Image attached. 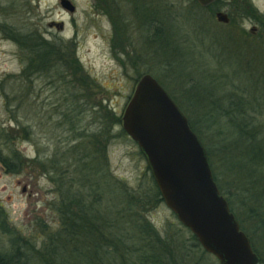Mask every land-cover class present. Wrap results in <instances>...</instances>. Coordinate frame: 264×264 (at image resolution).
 Listing matches in <instances>:
<instances>
[{
  "label": "rangeland",
  "instance_id": "obj_1",
  "mask_svg": "<svg viewBox=\"0 0 264 264\" xmlns=\"http://www.w3.org/2000/svg\"><path fill=\"white\" fill-rule=\"evenodd\" d=\"M60 1L0 0V147L5 154L6 148H14L29 160L19 173L7 172L0 164V203L10 225L34 236V248H41L46 226L57 227L52 204L57 191L43 164L73 145L75 133L90 136L103 130L106 168L122 189L125 215L148 222L184 254L189 249L186 264H219L204 251L193 252L189 230L164 202L152 199L150 171L137 144L123 131L121 117L137 79L146 73L191 115L202 107L195 99L205 84L207 109H213L210 103L219 95L220 100L237 97L241 90H250L264 103V27L254 18L228 14L223 4L200 7L193 0H125L118 2L117 14L124 16L118 19L98 15L101 0L97 5L95 0H68L72 12ZM246 2L264 21V0ZM220 11L228 15V23L215 19ZM9 27L53 42L57 51L45 67H26L27 52L2 30ZM241 51V56H233ZM211 81L225 84L224 89H214ZM68 120L76 132L69 131ZM212 129L203 132L201 142L216 148L217 128ZM215 153L219 184L239 214L244 207L231 184L232 174L222 175ZM60 164L65 170L67 164ZM63 175H73V169ZM130 193L143 198L140 204H127ZM101 204L100 214L107 209V203ZM7 246V239L0 237V247ZM257 246L264 259V246Z\"/></svg>",
  "mask_w": 264,
  "mask_h": 264
},
{
  "label": "trees",
  "instance_id": "obj_2",
  "mask_svg": "<svg viewBox=\"0 0 264 264\" xmlns=\"http://www.w3.org/2000/svg\"><path fill=\"white\" fill-rule=\"evenodd\" d=\"M243 2L246 0H216L213 4H223L228 14L233 12L241 18H254L264 27L263 16L250 3L246 2L248 9ZM2 30L27 52L26 67L42 69L57 51L53 42L43 40L34 32L23 33L10 27ZM241 55L242 51L233 56ZM211 84L214 89H221V86L224 89L225 86H219L216 81H211ZM250 92L241 90L237 97L230 94L223 100L219 99L223 97L221 94L216 98L218 100L210 103L213 109H207L203 106L208 98L205 84L203 94L197 93L195 99L202 107L196 108L195 115L184 109L183 113L200 140L203 132L217 128L214 132L216 148L204 144L214 181L258 255L259 263H263L257 245L264 246L259 241L264 242V103L260 104L259 96H251ZM261 95L264 96V93ZM171 97L177 104L176 98ZM220 101L224 102L223 105L219 104ZM68 123H72L69 131L76 132L75 124L70 120ZM2 130L0 127V133ZM83 132L75 133L72 141L77 140L73 145L62 149L61 153L56 151L43 164L47 165L46 173L57 191V199L52 202L57 227L49 230L46 226L40 249L34 248L35 243L31 241L34 236L26 235L10 225L8 214L0 203V237H5L8 242L6 248L0 247V264H34L35 258L38 264H183V261L186 264L185 258L191 253L189 249L184 254L179 245L162 239L148 222L138 223V220L125 215L127 207L120 198L122 189L118 182L111 181L106 168L102 145L105 132L101 130L90 136H85ZM80 138L83 139L80 141ZM6 149L5 154L0 147V164L7 172H21L29 160L14 148ZM214 150L221 162L222 175L230 177L232 174L231 184L235 187V194L241 197L244 208L239 214L235 211L230 194L219 184L214 169ZM58 154H62L60 158ZM58 162L67 164L66 169L59 168ZM69 168L73 169V175H63ZM150 183L152 199L156 203L163 202L152 176ZM106 186L109 189L105 190ZM128 196L127 204L131 207L140 204L143 199L131 193ZM102 202L103 205L107 203V209L100 214L97 206H102ZM189 239V248L193 252L204 253L191 233Z\"/></svg>",
  "mask_w": 264,
  "mask_h": 264
},
{
  "label": "water",
  "instance_id": "obj_3",
  "mask_svg": "<svg viewBox=\"0 0 264 264\" xmlns=\"http://www.w3.org/2000/svg\"><path fill=\"white\" fill-rule=\"evenodd\" d=\"M207 7L216 0H194ZM72 12L74 6L61 0ZM215 19L228 23L225 12ZM137 144L164 204L219 264H258L247 235L214 181L206 149L188 119L150 74L136 82L121 117Z\"/></svg>",
  "mask_w": 264,
  "mask_h": 264
},
{
  "label": "flooded vegetation",
  "instance_id": "obj_4",
  "mask_svg": "<svg viewBox=\"0 0 264 264\" xmlns=\"http://www.w3.org/2000/svg\"><path fill=\"white\" fill-rule=\"evenodd\" d=\"M118 2L124 4L125 0H101L99 5H97V0H95L96 5L98 6V15L105 17L110 15L111 18L115 17L116 19L124 17L122 14H117ZM121 5L122 4H120V6Z\"/></svg>",
  "mask_w": 264,
  "mask_h": 264
}]
</instances>
